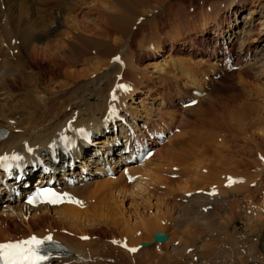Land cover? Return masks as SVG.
<instances>
[{
  "label": "bare ground",
  "instance_id": "1",
  "mask_svg": "<svg viewBox=\"0 0 264 264\" xmlns=\"http://www.w3.org/2000/svg\"><path fill=\"white\" fill-rule=\"evenodd\" d=\"M247 1L251 3L249 12L240 19L236 11L244 9ZM255 1L259 10L254 0H244L242 4L235 0H227L225 4L215 2L208 5L209 10L204 7L202 11L169 5L166 14L175 16V24L172 30H165L158 28L164 25L159 16L156 18V12L149 9L155 4L164 6L168 0H0V129L7 134L0 141V155L19 153L26 160L31 159L32 164L25 168V183L34 180L38 172L34 166L40 162L62 169L53 176L75 198L74 203L52 208L30 207L18 199L9 201L8 196L1 200L4 189L10 190L16 182L0 179V204L7 202L0 212V243L32 235L51 237L65 244L67 250L61 252L65 256L50 259V264H264V130L255 125L258 119L251 116L253 111H264V99L262 102L256 96L257 104L247 100L236 102L232 108L223 109L226 114L208 107L204 115H208L206 122L210 128L201 130L208 137L199 132L189 136L199 145L193 153L174 141L175 146H164L163 153L164 141L140 165H126L127 177L133 178L132 182L127 181L125 168L119 169L125 160L121 154L115 156L118 139L131 140L135 132L140 137L155 128L163 132L164 128L158 124L160 120L173 129L177 120L185 122L174 106L180 110L192 109L182 104L195 97L191 94L193 85L178 86L175 98L149 86L172 76V69L196 82L194 68L185 59L171 65L166 62L169 54L163 57L164 62L152 60L163 51L164 42L170 44L169 49L181 43L189 55H199L200 48L212 42L211 54L222 53L219 57L222 62L225 57L233 56L234 32L239 31L242 36L238 38L236 54L246 53L237 64L243 62L244 67H252L261 58L264 68V34L261 33H264V20L260 21L258 32H253L251 21V14L264 17V2ZM73 10L76 12L72 15ZM145 13H151L149 18ZM136 20L141 21L139 25H135ZM187 20L197 22L195 31L183 30ZM147 21H152L153 26L146 27L150 29L146 33L149 31L160 42L144 49V37L139 40L138 36L142 55L134 52L130 42L134 34H142L137 30L147 26L144 23ZM212 23L215 25L211 37L205 34ZM233 26L237 29L233 30ZM133 29L137 30L132 35ZM150 55L155 75L149 72V66H139L140 59ZM79 63L83 67L79 68ZM196 86L201 93L204 88ZM155 90L158 96L153 100L159 107L154 108L152 101L143 103L141 97L135 100L134 96L141 91L149 95ZM197 98V103L204 100L203 95ZM70 136L84 147L87 157H83L82 163L88 169V179L67 186L63 177L80 178L82 167L72 163L76 156L71 145L67 149L58 145L59 140ZM213 137L214 142L217 138L228 141L227 150L231 153L222 155L216 151V143L208 151L204 145ZM240 138L242 143L238 142ZM156 143L150 141L151 145ZM111 149L114 152L109 155ZM107 154L111 166L120 170L113 179L104 176L102 164ZM238 155L243 158H237ZM155 160L165 164L157 163L158 166ZM242 160H247L246 171L259 166L262 169L253 176L252 172L233 175V169ZM191 165L194 173L187 178L167 177L173 173L183 176ZM93 166L95 174L91 173ZM202 170L206 173L199 174ZM38 177L37 182L47 178L46 174ZM254 178L263 196L261 202L248 201L256 209L246 206L251 211L245 215L241 213L244 208L241 199H232L240 190L249 192L247 183L253 185ZM190 181L212 185L196 191L199 187L194 189ZM216 185H223L226 190L206 195ZM159 188L161 194L156 193ZM191 190L198 192L195 200L187 193ZM228 197L232 199L227 200ZM172 198L177 201H170ZM123 202H128V206ZM206 205H211V209L206 210ZM85 236L88 238L83 239ZM123 243L136 251L124 248ZM151 243L154 249L149 246Z\"/></svg>",
  "mask_w": 264,
  "mask_h": 264
},
{
  "label": "rangeland",
  "instance_id": "2",
  "mask_svg": "<svg viewBox=\"0 0 264 264\" xmlns=\"http://www.w3.org/2000/svg\"><path fill=\"white\" fill-rule=\"evenodd\" d=\"M220 1L223 2L222 4H225L227 2V0H168L167 3H164V6H163V4L162 5L155 4L154 7L151 6L149 10H150V12H153V11L156 12L155 13L156 14V18H157V16H159V21H162L164 26L162 27L161 25H159L160 27H158V28H165V30L166 29L172 30L173 26L175 24V20H174L175 16H171V15L166 14V8H168L169 5L175 7L176 9H185L186 10L187 8H190L189 9L190 11L192 9H199V11H202V10L205 9L204 7H208L207 9L209 10V6H208L209 4H213L215 2H220ZM235 1H236V3L242 4V2L244 0H235ZM261 1L264 2V0H261ZM254 2H256V1L254 0ZM257 2L254 3V4H255V8L259 10ZM222 4H221V6H222ZM243 5H244L243 6L244 9H242L240 11H236V15L240 19H242L244 16H247L246 14L249 12L248 8L251 6V3L248 2L247 4H243ZM75 12H76V10H73L71 12V14L73 15V13L75 14ZM150 14L151 13L146 14V17L149 18ZM178 14H181V13H178ZM251 16H253V19L251 20L253 22L252 23L253 24V26H252L253 32L260 31V30H258V28L260 27L259 24H260L261 20L262 21L264 20V17L263 16L261 17L258 14H256V15L255 14H251ZM222 17H223V15L221 14V18ZM137 20H139V18ZM137 20H136L135 25L136 24L139 25L140 22H141V21L137 22ZM144 23L148 24V25L147 26H143V28H141V30L133 29V31L137 30L138 32L142 33V34H140V33L137 34L136 31H134L132 33V35L134 33H136V34H134L132 36V39H131L132 41L130 42L132 49L136 53H140L141 49L143 50V48L140 49V46H139L141 41L139 43L137 42V40H138L137 38H139V37H140L139 40H141V38L144 37L143 38V40H144L143 42L146 43V47H144V49H147V47L149 45L151 46L152 43L154 45H156V44H158L160 42V39H158L157 37L155 39V36H154V38H152L153 35H149L150 29H147L149 31H148V33H146L147 32L146 27L148 28L149 26H153L152 21H147V22H144ZM224 23L225 22L223 21V25H224ZM214 25L215 24L212 23L211 25L208 26V28H207L208 32L205 35H208V36L212 35V29H213ZM195 26H197V22L188 21L187 20L186 24L183 25V27H184L183 30L186 31L187 29H190L193 32V31H195ZM236 29H237L236 26H233V30H236ZM261 33L264 34L263 32H261ZM142 35H144V36H142ZM234 35H235L234 36V40L235 41L233 43V51L235 53L234 61L235 62H238V61L241 62L242 56L246 53V51H241V52L238 53V55L236 53L238 52L237 46L239 45V40H240L238 38L240 36H242V34L239 31H237V34H236V32H234ZM134 38L136 39V41L133 40ZM236 39H238V40H236ZM198 42L201 44L200 40ZM169 45H170L169 43L164 42V44L161 46V51L162 50L163 51L160 54L162 56L159 54L157 59H152L153 56H151V55L149 57H146V58L143 57L142 60L140 59L141 62L139 61V66L141 68L149 66L148 67L149 72H151V73H153V75H155L156 72H153V70H155L156 68L153 65H151L149 61L152 59V60H156V61L160 60L161 62H164L163 57L165 55L169 54V55H167L168 57H166V62H168V64L171 65V62H175V63L179 64V62H183L184 59H185V61L188 62L189 65L192 68H194L193 71H192V72H194L195 78H196V82H194V83H197V84L201 85L202 88H204V90H203L204 100H202L200 103L198 102L195 105L190 106V107H192L191 110L190 109L189 110L188 109H184V110L181 109L180 110V108H178L177 106H174V109H177L176 113L180 114V116L179 115L178 116L179 117L182 116V118L184 117L185 122H183V120H182V123L179 122V120L176 121V124L173 127L175 129L174 130L175 132L173 131L174 134L169 136V138H166V140H165L166 142L161 147V150L163 152L167 148L168 144H170L172 146H175V145H173V143L174 144L178 143V144H180L181 146H183L185 148L184 149L185 151H187L189 153H193V149H195L196 146L199 147V145H198V143L195 140L191 141V139H190L191 137H189V136L191 134H193V133L196 134L198 132H199V134H202L201 130L205 129L207 131L210 128V126H207L208 124L206 122L207 118H208L207 117L208 115H204V112H206L208 107H210L211 109H214L216 111H220L221 113H225V112L227 113V111H225L223 109L227 110V108H229V107L232 108V106L234 104L236 105V102H242L244 100H247L246 101L247 103L257 104L259 100L262 101V99H264V84H262L263 80H264V68L263 69L261 68L263 60L260 58L261 61L256 62V64L254 63V65L252 67L250 66V67L246 68V66L244 67V64L242 62V64L239 66L238 69H231V70L227 69L226 70V69L223 68V66L219 65V62H221L219 57L222 56V53H217L216 52L213 55L211 54L212 42L210 44L206 45L205 48H203V46H202V48H200L202 51H201V53L199 55L196 54V53L194 55H189L187 53V51H186L187 49L186 50H185V48L182 49L183 45L181 43L175 44V47L176 48L179 47L181 50H177L176 48L175 49H169L170 48ZM198 47H200L199 44H198ZM137 50H138V52H137ZM141 54L143 55V52H141ZM84 56H81V58L82 57L84 58ZM172 60H174V61H172ZM82 64L83 63H79L78 67L79 68L83 67ZM172 64H174V63H172ZM141 65L144 66V67H142ZM151 69H152V71H151ZM212 71L218 72L220 74V76L216 80L215 79L214 80L207 79L208 74H210V72H212ZM238 71H240V72H238ZM171 72H172L173 75L172 74H170V75H172V76H169V77H166V78L162 79L164 81L160 80V81L155 82L154 84L150 83L151 85H149V86L154 88V89L158 88L159 91H162V92L166 91L165 93H167V96H169L171 98H175L177 96V94L179 93L178 92L179 91L178 88L180 86H182V85L186 84L185 86H188V87H190V85L191 86L193 85L190 88L195 87L196 84H194L192 81H190L191 79L189 77H186L180 71H176V70L172 69ZM165 79H167L168 81L165 80ZM169 80H171V81H169ZM173 80H174V82H172ZM166 82L167 83L169 82V83L167 84ZM252 82H253V84H252ZM158 86H161V87H158ZM167 86H169V87H167ZM245 88H246V90H245ZM249 89H251V90H249ZM172 92H173V94H172ZM157 96H158V93L155 90V91H152V92L150 91L149 95H145L143 93V91H141L140 93L136 94L134 97H135V100H137L139 97L143 98V100H144L143 103H145V104L146 103L149 104V102L152 101L154 103V105H155L154 108H157L159 106L157 104H155V100H153V98H155ZM256 96L259 97V100H258V98ZM127 101L129 102L130 100L127 98ZM132 102H133V104H136V101H132ZM174 103H175V101H174ZM263 109H264V107H263ZM161 110H165V108L161 107ZM167 110L171 111L170 108L167 109ZM178 116H177V118H178ZM251 116H254L256 119H258V121L256 120L255 125L257 124L258 127L261 126L260 128L263 127V130H264V111L261 110V109H259L258 113H254V111H253ZM202 127H203V129H202ZM176 134H178V136H179V134H181V135L184 134V135H183V137L179 136L180 138L182 137V139L177 141V139H179V137ZM205 134L206 133H203L202 136H207L208 137V134H206V135ZM174 138H177V139H175L176 141L174 140ZM228 138L229 137L225 136V139H228ZM169 141H171V143H169ZM210 141H211L210 143H209V141H206V143L207 142L208 143L204 145V146H206L208 151H209L210 147L212 145H214V143H216V146H215L216 151H218V152L220 151V153H222V155L227 154L228 152L231 153V150H227V146L230 144L228 141H226V140L222 141L219 138H217V139H215V142H214V137ZM175 142H177V143H175ZM238 142L242 143L241 138L239 139ZM221 143H224L225 145H221ZM224 149H225L226 152L224 151ZM182 154H184V153H182ZM232 154H234V151H233ZM241 157L243 158V156H239V155L237 156V158H241ZM250 159H251V157H249V160ZM193 160L194 159H189L190 162H192ZM196 160L199 161V156L196 157ZM246 162H247V160H245V162H243V160H242V163L238 167L233 169V175L234 174L236 175V174H239V173L240 174H246V175L249 174L250 175V173L252 172L251 174L253 176V175H255L257 172H259L262 169V166H259L257 168L251 169L250 170L251 172L246 171V168H249L248 164ZM155 163L156 164L157 163H162L161 165L165 164V162L161 161V160H159V161L155 160ZM157 165H156V167H157ZM93 169H91V173L95 174ZM191 169L193 170V172H192ZM171 170H173V169L171 168ZM205 171H207V170L205 169ZM201 172H203L202 174L206 173L203 170L198 172V173L200 174ZM193 173H194V167L191 165V168H190L189 172H186L183 176L173 173V175L172 174H170V175L167 174V177H169V179H171V180L185 179L188 176L192 175ZM96 177L98 178L99 176L96 174ZM177 177H179V178H177ZM263 177H264V175H263ZM101 178H103V177H101ZM95 180H98V179H95ZM254 180L255 181H252L253 185L251 183H247L248 188H250L249 192L246 193V192H244L245 190H240L237 193H235V195H233V199L229 198V197L227 198V200L232 199L233 201L235 200V198L241 199L240 201L243 202V207H244L242 209L241 213H243L245 215H246L247 211H248L247 214H249L250 211H251V209L246 210L245 209L246 206H251L252 209L255 208L254 203L253 204L252 203L248 204V201L250 200L249 202H251V200H252V201H255V202L256 201L261 202L260 199L263 196L262 195L263 191L262 190L261 191L258 190L259 182L256 181V178H254ZM240 182H243V181H240ZM189 185L192 186L193 188L194 187H199V188H196V189L194 188L196 191H198L200 189L208 188L212 184H208L207 186H205L204 183H199V185H196L193 181H190ZM175 189L180 191L178 188H175ZM195 190H191V191L187 192V193L191 194V200H195V198L198 197V192H196ZM225 190L226 189H225V187L223 185H221V186H217L216 185V186H213V187L209 188L206 195H208V194L216 195V194H219V193H221L222 191H225ZM239 192H240V194H239ZM156 193H160L161 194L162 193L161 189L160 188L156 189ZM236 194L238 196H236ZM245 195H247V196H245ZM249 195H251L250 199H249ZM246 199H248V200H246ZM169 200L170 201H177L175 198H172V199H169ZM218 201L221 202L222 199L221 200L218 199ZM123 203L125 204V206H128V202H123ZM256 204L257 203H255V205ZM5 207H7V206H3V205L0 206V212H1L2 208H5ZM210 209H211V205H206V210H210ZM6 213H9V211H6ZM233 226H236V222H233ZM170 234H172L171 230H170ZM94 235L96 236V234H94ZM168 236H169V234H168ZM154 241H155V239H154ZM155 242H154V244H155ZM200 243H201V245L203 244L202 241H200ZM151 244L149 246L153 247V249H154L155 245L152 244L153 245L152 246ZM259 247H261V248L263 247L262 243L259 245ZM156 251H158V250H156Z\"/></svg>",
  "mask_w": 264,
  "mask_h": 264
},
{
  "label": "snow or ice",
  "instance_id": "3",
  "mask_svg": "<svg viewBox=\"0 0 264 264\" xmlns=\"http://www.w3.org/2000/svg\"><path fill=\"white\" fill-rule=\"evenodd\" d=\"M113 98L115 99V97ZM4 159L6 158L0 157V161ZM40 196L50 197L48 200L50 203H58L61 200V197L50 191H43L40 193ZM32 202L31 200L29 201V203ZM46 239L51 240V237H47ZM43 243V240L33 236L28 240L16 243L0 244V261H3V264H35L37 261L45 260L47 257L39 254V249ZM114 243L117 242L114 241ZM129 250L136 251L135 248Z\"/></svg>",
  "mask_w": 264,
  "mask_h": 264
}]
</instances>
